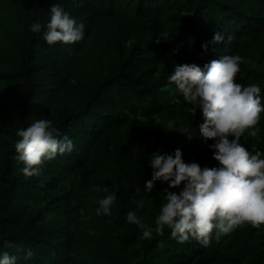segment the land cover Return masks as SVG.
I'll return each mask as SVG.
<instances>
[{
  "label": "trees",
  "instance_id": "obj_1",
  "mask_svg": "<svg viewBox=\"0 0 264 264\" xmlns=\"http://www.w3.org/2000/svg\"><path fill=\"white\" fill-rule=\"evenodd\" d=\"M58 4L85 24L82 41L48 45L43 28L30 31ZM215 32L224 43L211 44ZM224 55L244 58L234 83L259 85L264 104V0H0V241L10 242L0 248L17 264H264V224L213 233L203 246L167 227L144 239L126 220L134 211L155 229L168 186L145 191L151 154L179 148L186 163L219 166L213 141L200 137L202 113L193 116L168 77L176 65L203 68ZM37 119L75 147L25 177L16 132ZM258 127L240 141L250 153L264 152V113ZM111 192V215L98 216Z\"/></svg>",
  "mask_w": 264,
  "mask_h": 264
},
{
  "label": "clouds",
  "instance_id": "obj_2",
  "mask_svg": "<svg viewBox=\"0 0 264 264\" xmlns=\"http://www.w3.org/2000/svg\"><path fill=\"white\" fill-rule=\"evenodd\" d=\"M42 28L43 40L48 45L58 42L72 45L85 38V24L77 23L59 4L51 8L46 25L36 21L30 31L40 33ZM231 39L229 36L228 40ZM224 41L225 36L215 32L211 44ZM208 47V44L202 45L205 52ZM243 59L240 55H224L203 68L196 64L176 65L169 75V83L174 84L183 101L191 105L189 110L193 116L198 110L202 113L200 137L205 143L213 141L209 148L219 166L201 168L196 162L186 163L179 148L173 153L151 154V179L145 182V191L151 192L157 182L166 183L168 187L163 193L165 202L156 217L155 229L146 226L134 211L126 214L127 222L142 230V238L151 239L153 231L163 235L167 227L179 242L191 238L208 246L213 233L219 240L243 224H264V152L250 153L240 142L246 130L251 129L248 132L251 137L259 134L264 104L259 85L234 83ZM174 125L173 120L167 122L170 129ZM182 133L191 138L188 128ZM16 135L19 138L14 145L16 159L23 163L20 171L25 177L38 176L44 161L58 154H70L75 147L73 140L66 135L61 137L47 119H37L27 128L19 129ZM104 191L108 193L107 188ZM116 199V192L100 199L96 214L110 216ZM0 244L3 248L10 246L7 240ZM3 248H0V264H17L18 257ZM24 251L25 260L34 256L31 249Z\"/></svg>",
  "mask_w": 264,
  "mask_h": 264
}]
</instances>
